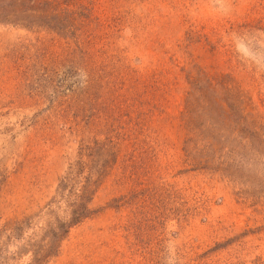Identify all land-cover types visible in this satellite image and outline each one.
<instances>
[{
	"label": "rangeland",
	"instance_id": "rangeland-1",
	"mask_svg": "<svg viewBox=\"0 0 264 264\" xmlns=\"http://www.w3.org/2000/svg\"><path fill=\"white\" fill-rule=\"evenodd\" d=\"M0 264H264V0H0Z\"/></svg>",
	"mask_w": 264,
	"mask_h": 264
}]
</instances>
